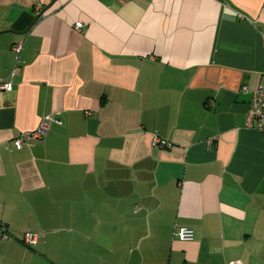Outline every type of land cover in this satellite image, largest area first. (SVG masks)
<instances>
[{
	"label": "crops",
	"instance_id": "0c3cea01",
	"mask_svg": "<svg viewBox=\"0 0 264 264\" xmlns=\"http://www.w3.org/2000/svg\"><path fill=\"white\" fill-rule=\"evenodd\" d=\"M2 81L0 264H264V0H0Z\"/></svg>",
	"mask_w": 264,
	"mask_h": 264
},
{
	"label": "built area",
	"instance_id": "2783aa9c",
	"mask_svg": "<svg viewBox=\"0 0 264 264\" xmlns=\"http://www.w3.org/2000/svg\"><path fill=\"white\" fill-rule=\"evenodd\" d=\"M120 3H125L130 0H117ZM82 22L75 24L77 29L82 27ZM14 51L19 53L22 49V43H16L13 47ZM13 84L11 81L0 82V89L11 90ZM52 121L58 122L59 120L52 117H45L39 124L38 128L33 132L24 134L15 140V144L18 148L22 147L25 140H36L42 138L48 130L49 124ZM248 124L254 126L259 132L264 135V84H261L252 94V100L249 111L247 113ZM155 142H159L158 138ZM177 237L182 241H193L195 239V230L188 226H179L176 231ZM24 241L28 245H33L37 242V234L33 232H26L24 235Z\"/></svg>",
	"mask_w": 264,
	"mask_h": 264
},
{
	"label": "water",
	"instance_id": "95a60500",
	"mask_svg": "<svg viewBox=\"0 0 264 264\" xmlns=\"http://www.w3.org/2000/svg\"><path fill=\"white\" fill-rule=\"evenodd\" d=\"M44 11H42V13H43ZM8 31H11V30H8ZM5 32H7V31H5Z\"/></svg>",
	"mask_w": 264,
	"mask_h": 264
}]
</instances>
